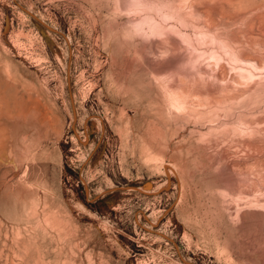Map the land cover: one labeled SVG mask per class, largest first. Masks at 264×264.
<instances>
[{
  "label": "rangeland",
  "instance_id": "obj_1",
  "mask_svg": "<svg viewBox=\"0 0 264 264\" xmlns=\"http://www.w3.org/2000/svg\"><path fill=\"white\" fill-rule=\"evenodd\" d=\"M0 264H264V0H0Z\"/></svg>",
  "mask_w": 264,
  "mask_h": 264
}]
</instances>
